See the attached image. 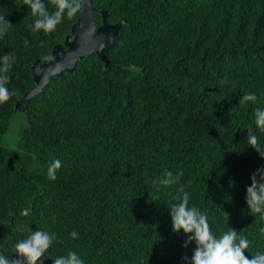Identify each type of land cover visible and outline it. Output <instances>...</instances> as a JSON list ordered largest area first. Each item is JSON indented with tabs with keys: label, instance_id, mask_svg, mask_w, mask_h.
Listing matches in <instances>:
<instances>
[{
	"label": "trees",
	"instance_id": "16d2710c",
	"mask_svg": "<svg viewBox=\"0 0 264 264\" xmlns=\"http://www.w3.org/2000/svg\"><path fill=\"white\" fill-rule=\"evenodd\" d=\"M121 21L107 51L54 75L26 107L34 113L16 145L8 136L16 102L33 84L31 66L63 42L82 11L51 32L34 27L25 0H0L10 22L0 55L12 91L0 103V253L28 226L56 234L43 264L76 250L86 264H185L194 243L172 230L170 208L183 185L190 203L207 211L212 228L232 226L264 250V218L244 196L264 156L247 144L260 138L254 108L264 107V0H93ZM49 11L55 0H45ZM98 24L102 14L95 13ZM246 92L255 102L239 103ZM61 160L56 177L49 163ZM166 170L178 176L161 185ZM77 237H71L73 229Z\"/></svg>",
	"mask_w": 264,
	"mask_h": 264
},
{
	"label": "clouds",
	"instance_id": "9594fccd",
	"mask_svg": "<svg viewBox=\"0 0 264 264\" xmlns=\"http://www.w3.org/2000/svg\"><path fill=\"white\" fill-rule=\"evenodd\" d=\"M25 5L31 8L36 30L44 32L54 31L62 19L71 17L81 7V0H55V8L49 11L45 0H25ZM10 22L0 15V34H3ZM15 56L11 53L0 55V103L9 99L13 94L7 81V70L12 67ZM254 92L244 93L239 103L255 102ZM255 127L264 132V107L254 108ZM247 144L255 147L261 156H264L260 138L251 126L247 127ZM61 160L54 158L48 165L47 173L50 178L56 177V169L61 166ZM178 176L171 170H166L164 178L159 180L161 185H174ZM250 183L246 186L245 202L247 208L264 218V166L258 167L250 174ZM174 202L168 204L172 222V230L183 231L186 234L184 246L194 243L191 255H185L182 260L185 264H264V250H258L254 255L246 254L250 241L246 235H240L235 227H228L224 231H215L209 221L208 213L196 203H190V193L184 190L183 185L177 189ZM264 232V227L260 229ZM56 234L44 228L31 229L24 238L16 240L14 244L17 258H11L0 253V264H43L46 250L52 245ZM71 237H77L74 228ZM52 264H86L85 259L76 251L69 250L67 254L57 255L52 258Z\"/></svg>",
	"mask_w": 264,
	"mask_h": 264
},
{
	"label": "water",
	"instance_id": "95a60500",
	"mask_svg": "<svg viewBox=\"0 0 264 264\" xmlns=\"http://www.w3.org/2000/svg\"><path fill=\"white\" fill-rule=\"evenodd\" d=\"M81 3V14L72 24L63 42L53 46L48 58H37L31 66L34 84L15 105L16 113L25 114V123H30L34 118V113L26 107V103L39 94L54 75H60L64 70H73L80 59L93 53L104 61L106 68L112 66L107 51L115 45L119 37L121 21L110 22L107 19L108 10L95 5L93 0H81ZM96 12L102 14L101 24L95 19Z\"/></svg>",
	"mask_w": 264,
	"mask_h": 264
},
{
	"label": "rangeland",
	"instance_id": "374dc122",
	"mask_svg": "<svg viewBox=\"0 0 264 264\" xmlns=\"http://www.w3.org/2000/svg\"><path fill=\"white\" fill-rule=\"evenodd\" d=\"M25 119H26L25 114H23L21 112H17L15 114L12 125H11V129L9 132V136L7 139L9 141V143H11L13 145L17 144L18 137L20 136V134L23 130Z\"/></svg>",
	"mask_w": 264,
	"mask_h": 264
}]
</instances>
